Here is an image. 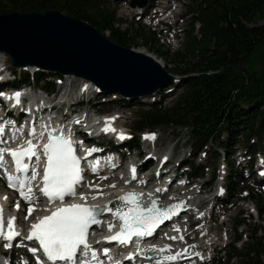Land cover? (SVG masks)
Returning <instances> with one entry per match:
<instances>
[{"label": "trees", "instance_id": "1", "mask_svg": "<svg viewBox=\"0 0 264 264\" xmlns=\"http://www.w3.org/2000/svg\"><path fill=\"white\" fill-rule=\"evenodd\" d=\"M111 0H0V14L11 12H47L58 10L64 14L83 19L98 27L115 42L133 48L139 40L155 46V32L133 20L127 24L110 6ZM187 13L193 19L188 30L183 51L173 53V60L184 62L187 58L196 59L188 69H169L180 74H193L183 78V92L177 96L172 107L165 99L145 104L140 108L139 120L134 125L136 132L145 129L181 126L191 129L189 142L200 152H208L211 146L221 148L229 166L226 190L228 195L244 186L243 171L235 169L233 155L236 148L245 142L247 153L253 158L261 148L252 140L264 139V25L250 26L264 16V0H192ZM150 4L148 9L152 8ZM147 13V12H146ZM140 19V17H139ZM200 29L196 31V25ZM124 25V26H123ZM164 59L167 51H155ZM7 83H0V89L20 88L28 85L49 92H56L55 78L42 71L31 75L29 71L18 73ZM165 87L163 94L171 88ZM103 97H108L101 94ZM123 102L126 107L142 104V101L118 99L101 103ZM106 109V108H105ZM101 110V109H100ZM131 146V144H130ZM219 152V151H217ZM216 153V152H215ZM220 154L216 157L220 158ZM190 177L209 176L208 166L191 162L187 165ZM215 168L212 178L217 179ZM242 184V185H241ZM244 190L242 187L240 192ZM255 190V189H254ZM252 190V192H254ZM254 198L258 210L264 215V200ZM264 249V242L257 246ZM260 249H247L245 255L237 251L235 243L225 249L228 262L235 256L254 258L253 253ZM227 250H229L227 252Z\"/></svg>", "mask_w": 264, "mask_h": 264}, {"label": "rangeland", "instance_id": "2", "mask_svg": "<svg viewBox=\"0 0 264 264\" xmlns=\"http://www.w3.org/2000/svg\"><path fill=\"white\" fill-rule=\"evenodd\" d=\"M109 3L113 9H117L118 16L122 17L127 24L132 23L133 20L136 19L139 20L141 24L145 25L147 29L150 28L155 32L154 37L157 40V44L155 46H151V44L146 45L143 43V40H139L134 45V49L143 50L146 53L154 55L158 60H162L168 71H170L169 69H172L173 71L176 68L180 70L188 69L197 61L196 59L191 60L190 58H187L182 63L173 60L174 52L183 51L188 30L192 27L193 19L190 18V16H184V14L188 11L189 6L193 3L192 0H150L149 4H152L153 6L150 10L148 9V11H146L147 14H149L148 17H143L142 15L140 19L138 18L139 15H141V12L143 13V9L128 7L129 2H122L118 4L112 1ZM261 25H264V16L258 21L250 24V26ZM199 29L200 24H197L195 31L196 34ZM106 34L109 36L110 32H106ZM153 50L167 51L168 54L164 59H162L159 58ZM2 54L0 52V57L4 55ZM7 65L9 66V63H7ZM170 73L175 75L176 78L173 81L171 88L164 93L165 97H163V94L160 93L163 92V90H161L153 97L141 100L142 104L133 107H126L122 104L123 102L120 101L115 103L110 102L105 105V107H101L99 105L100 98L95 100L93 105H91L92 107L94 106L92 111L94 112L95 109H101L99 113L96 114L98 117L102 116L103 118L105 116L112 117L113 115L120 116L117 123L120 127H122V129H127V138L131 137L130 139L133 140L132 144L135 147L134 151H130V153L125 152L126 160L136 157L142 164L148 155L154 154L155 158H163V154L170 153L171 158H173V161L176 164L180 161L183 162L179 167L181 171L187 170V165L191 162L208 166L207 170L209 171V176L207 178L197 180L196 183H191L188 187L180 190L181 193H194L198 198H200L204 204L201 206V210L199 208L200 212L198 215L204 212H207L208 215L205 217V219L208 220L207 224H204V220H198L190 230L192 232L195 231V236H193L190 243L200 245L203 249L202 255L216 254V258L202 264H264V249L261 250L259 245L257 246V242H264V215L260 213L255 200L252 198V196L257 198L262 197L264 200V187H261V183L264 182V175L259 174V171L264 168L260 166V168H258L259 161L264 159V139L260 141L258 138H254L252 140L254 143L259 145L257 148H261L260 150H262V153L259 152L252 160L255 164V166H252L256 170L254 176H252V171L245 169L242 170V167H240L242 164H245L249 158L242 157L247 148L245 142H242L241 146L236 148V153L234 155V160L236 161L235 169L243 171L245 181L243 182L244 186L237 188L234 195H228L224 174L221 173L218 181L212 178V172L215 168H219L220 172H222L223 167L226 166V160L224 159L225 154L221 149L211 146L208 148V153L205 155L204 149L200 152L196 146H191V143L189 142L191 129H186L181 126L162 127L152 130L145 129L143 132H136L134 130V125L139 120L141 114L140 108H147L145 104L162 101L163 99L166 100L165 104L167 103L168 107H172L177 99V96L183 92V88L180 86L181 81L183 78L193 75L178 74L171 71ZM66 79H68L66 84H58L57 86L61 101H64L69 97L68 92L70 84L75 87L78 83L83 81V79L74 76ZM63 83H65V80ZM32 88L34 89V87ZM74 95H78L77 88L70 96ZM115 95L116 94H114V96L111 95V99L119 98L118 95ZM77 107L78 105L75 106V108ZM57 111L58 113L53 112V115L56 114L58 117H61L60 112L69 110L67 107L63 108V106H61V109H57ZM143 133H152L156 136V138H158L155 142L143 141ZM98 140L102 141L104 144H109V141L106 138ZM149 143H153L151 147L148 146ZM110 145L112 146L111 143ZM218 153L221 155L220 158L216 157ZM239 155H242V160H240L241 157H239ZM238 161H241L239 164L240 166L238 165ZM147 162L148 163L146 165H144L145 163L141 165L147 174L151 173L150 175L152 176L154 173L159 171L158 164H154V160ZM112 173L118 176L112 178V181L109 183L104 182L101 184H104L105 186L110 184H124L126 174L128 173L127 168L124 165H122L120 169L112 171ZM228 173L229 170L228 172L226 171L225 174ZM223 177L224 179H222ZM258 178L260 179L258 180ZM88 182H94V179L91 177ZM0 186L3 188L2 190H4L5 184L2 180H0ZM152 187H163V182L159 185L152 184ZM242 187L245 190L240 192ZM175 190L167 192L165 195L178 194L179 192H176ZM219 190L223 192L221 196H218ZM252 190H254V192H252ZM9 195L14 200L17 197L16 193H10ZM249 196L251 198H249ZM197 204L198 203H196V205ZM26 215L27 213L22 211V218L24 220H27L24 218ZM212 216L214 217L212 218ZM201 226L205 227V232L202 229L196 231V228ZM183 227H186V225L183 224ZM208 231L210 232L207 234ZM202 235H204L203 238ZM230 243L231 245L232 243H235L237 251L241 252L243 255H245V252L250 247L252 249L260 250L253 253L254 258L235 256L232 260H230V262H228V253H225V249L230 246ZM228 251L229 250H227V252ZM24 254V250H14L11 254V264H20L19 259H21ZM8 255L9 254H6V257H8ZM191 263H197L196 259H191L182 263L179 262L177 264Z\"/></svg>", "mask_w": 264, "mask_h": 264}, {"label": "snow or ice", "instance_id": "3", "mask_svg": "<svg viewBox=\"0 0 264 264\" xmlns=\"http://www.w3.org/2000/svg\"><path fill=\"white\" fill-rule=\"evenodd\" d=\"M20 93L14 94V99L19 103ZM114 119V118H112ZM11 121H5L0 124V145L6 143L4 138L5 124L11 125ZM79 123V121H77ZM42 128H47V125H42ZM16 129L12 133V138L15 139L19 133ZM59 131V134H55ZM104 131H115L107 124ZM29 135L32 138L43 140L47 136V142L42 144L33 143V139H28L24 145L17 149H10L0 146V169H3L4 175L7 177L8 186L19 192L20 196L28 203L27 215L24 217L28 219L33 211H35V204L39 201V197L35 195V190L47 198L48 202L55 203L59 201L62 206L57 207L50 215L38 217L37 222L31 225V230L24 239L32 241L35 240L38 248H30L29 250L35 254L42 249L43 254L48 261H68L71 264H102L97 251L92 248L89 243V228L92 225H101L105 223L100 217L105 212L113 214L114 219L119 220L120 227L118 231L113 232L116 227L115 223H108L107 228L112 235L105 237L108 242H117L120 245H128L133 242V238L137 240L144 237H150L154 234L156 229L160 227L165 221L172 219L173 215H178L183 208V202L170 205L166 208L159 206L157 200L152 199L149 206L143 204V193L128 192L117 199L120 204L115 208L109 206L88 205V195L79 194V199L84 203H68L64 204L65 197H76L77 187H84L90 191L97 192V195L91 196L95 200L103 194L100 185L94 182L84 180L83 169L81 168V158L76 155V150L73 147L74 141L69 136L64 135L63 129H51L50 131H40L37 133L35 126L32 127ZM121 139L124 135L121 134ZM154 138V137H149ZM83 146V142H80ZM42 149L43 156V174L40 184L33 187V182L40 176L37 170L41 167V156L37 149ZM98 151L95 148L86 149L87 155ZM10 156L17 175H13L6 167L7 160L5 157ZM35 157V162L30 165L27 161H32ZM87 159V156L84 157ZM91 171L95 174L99 171V162L95 164L89 162ZM31 168V173L30 172ZM135 168L132 169V179H136ZM100 179H107L101 177ZM115 187V185H109ZM157 192L164 191L157 189ZM152 196L151 193L148 194ZM5 200L7 197L4 198ZM13 207L16 210L20 209L19 201L15 202ZM48 211V209H42ZM15 216L7 217L5 224L4 208L0 203V240L7 241L4 247H12V241L21 236V233L15 228ZM179 233L180 230L176 229ZM170 240H183V235L168 237ZM140 252L145 251L140 249ZM148 251L157 253H171V246L161 248L153 247ZM78 252L84 259L81 261L78 258ZM104 255L108 256L109 250L103 249ZM188 254V248L171 255H161L159 257H147V259H155L157 264H175L178 260ZM90 255V260L87 259ZM131 258V257H130ZM111 259V257H109ZM39 264V257H37Z\"/></svg>", "mask_w": 264, "mask_h": 264}, {"label": "water", "instance_id": "4", "mask_svg": "<svg viewBox=\"0 0 264 264\" xmlns=\"http://www.w3.org/2000/svg\"><path fill=\"white\" fill-rule=\"evenodd\" d=\"M111 1H129L131 8L143 10L150 3ZM0 52L14 68L71 75L91 82L100 93L127 100L153 97L176 78L154 55L125 47L91 23L58 10L0 14Z\"/></svg>", "mask_w": 264, "mask_h": 264}, {"label": "bare ground", "instance_id": "5", "mask_svg": "<svg viewBox=\"0 0 264 264\" xmlns=\"http://www.w3.org/2000/svg\"><path fill=\"white\" fill-rule=\"evenodd\" d=\"M141 52H144L143 50H138ZM146 53V52H145ZM152 55V54H151ZM153 56V55H152ZM4 61V57H0V67L1 64ZM26 93V92H25ZM23 92V94L20 96V99L22 98V96L25 94ZM9 99L11 97L7 96ZM18 107V106H17ZM53 109H57L56 105L52 106V110ZM51 110V111H52ZM50 113L45 116L44 118L42 117L41 121H39V117L37 116V121H39V124L36 128H37V133H39L40 131H50L51 129H63L64 130V135L69 136L70 139L72 140H77L78 135L76 134V129L78 132V128L77 127H73L72 123L68 120L64 119V115H61V117H57L56 114L53 115L52 113ZM67 115V114H66ZM112 118L110 116H105L104 118H98L96 120H94V124H99V129L100 128H105L107 124H112ZM42 125H47V128H42ZM23 130V129H21ZM20 130V131H21ZM80 131V130H79ZM94 134H98L101 131H91ZM56 134H59V131H57ZM25 140L28 139H33V143L37 144L39 142H47V136H45V139L40 140L37 138H32L27 137L26 135L23 136ZM18 143L22 144V139H21V135L18 136ZM76 153L79 154L78 149L76 150ZM83 154H80V157H82ZM185 158V157H184ZM44 161V160H43ZM43 161L41 163V167L38 168L37 170L40 171L41 168L43 167ZM145 163V164H144ZM148 162L147 161H143L141 165H146ZM177 164L174 166V168H176ZM161 173V172H160ZM155 175V174H154ZM153 175V176H154ZM168 178L170 175H167ZM166 175L161 176L160 175V179L163 182L165 180V178L167 177ZM157 178V180L160 179ZM42 179V173H40V176L37 177V180L33 182V187H35L37 184H40ZM170 180V179H169ZM95 184L100 185V189H102L103 194L100 195L97 199L93 200L91 199V196L93 195H97V192L95 191H90L87 186L84 187H77V193L78 195L76 197H72L68 200H64V204H68V203H84V201H81L79 199V194L83 193L85 195L89 196V199L87 202H90V204L92 205H102V204H110L111 207L115 208L116 205L120 204V201L117 199L119 196L124 195L127 192H136V193H143L144 194V198H143V204L144 206L148 205V203L151 201L152 198H157L159 199L161 206H167V204L172 203L173 201H185L184 204V208L187 210L186 213H190L193 209L191 208V206L195 203H199V207L201 210V206L204 204V202L202 200H200V198H198L194 193H181L180 190H182V186H180L179 188H177L175 191L179 192L178 194H173V195H163L162 198L160 199L161 194H156V190L157 189H163L165 188L164 186L166 185L165 182H163V187H153V188H149L147 186H144V182L142 184L139 183V181L137 180H132L130 183H128V185L124 184H119V185H115V184H110V185H115V187H109L105 186L104 181H99V182H94ZM106 183V182H105ZM159 184V183H158ZM3 188L0 186V203L3 204V208H4V217H5V224L7 222V217L10 216H15L17 219L15 221V228L16 230L20 229V232L23 233L21 234V236L17 237L18 240H24V237L27 236V233L25 230L27 229L26 226H31L33 223H35L34 218L36 216H45V215H50L52 211H55V209L57 207L62 206L61 203L59 201L55 202V203H50V202H42V198L39 197V192H37L35 195L39 197V201L35 204V211H33L32 215L27 219L24 220L22 218V213L19 214V212L17 213V210L13 207V205L15 204V201L13 198L10 197L9 194L3 192L2 190ZM2 191V193H1ZM149 193L152 194L151 197H149ZM7 197V199L5 200L4 198ZM220 198V197H219ZM166 201V202H163ZM191 204V206H190ZM39 205V206H38ZM42 209H48V211H43ZM199 210V212H200ZM201 214V213H200ZM201 218H199L198 220H204V224L208 223V220L205 219L207 215V212L202 213ZM214 216H212L213 218ZM182 218V217H180ZM105 223L99 225V230L93 231L91 233V237L89 239V243L91 244L92 248H94L97 251V254L99 256V259H101V249L102 248H107V246H102L100 249L97 248V245L95 244L96 242H101L102 239H104L105 237L111 235V232L108 231L107 228V224L108 223H115L116 227L113 230H117L120 226V221L114 219L113 214L110 213L109 215L105 216L103 218V220ZM168 227L167 225H164L163 228ZM176 229H179L180 232L178 233L176 231ZM202 229L204 232L206 231L204 226L201 227H197L196 231ZM22 230V231H21ZM166 231V230H165ZM165 231H163V229H161L160 231L157 230L155 235L152 236L151 238H149L146 242L145 241H141L140 242V246L138 247H134L132 249V251L135 250H140V249H144L145 251L140 252L139 258H142L143 256H148V257H159L161 255H171L174 254L175 252H179L185 248H188V254H186L183 258H181L180 260H178L177 262H175V264L181 262L182 259L186 258L185 261L191 260V259H196V262H199V254L197 253L200 252V250H202L200 245H196L194 243H190L193 236H195V231H190L187 232L185 231V229L179 225V224H174L173 226L171 225L170 227L167 228V231L165 233ZM210 231L207 232V234ZM97 233V234H94ZM96 235V236H95ZM178 235H183L184 239L181 240H170L168 239V237L171 236H178ZM204 237V235H202V238ZM7 243V241H6ZM19 243L17 242L16 245H18ZM165 246H171L172 248V252L171 253H157V252H152V251H148V249H151L153 247L156 248H161V247H165ZM109 250V249H108ZM203 251V250H202ZM205 251V250H204ZM90 255L87 259L90 260ZM84 258L81 257L80 260L82 261ZM150 261H152V264H157V261L155 259H149ZM0 264H8L7 261L3 258L2 254L0 255ZM103 264V263H102Z\"/></svg>", "mask_w": 264, "mask_h": 264}]
</instances>
